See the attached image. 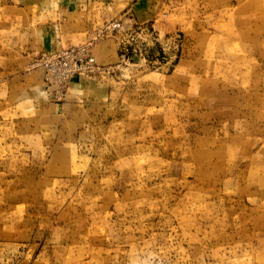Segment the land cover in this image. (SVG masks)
Segmentation results:
<instances>
[{"label":"rangeland","instance_id":"1","mask_svg":"<svg viewBox=\"0 0 264 264\" xmlns=\"http://www.w3.org/2000/svg\"><path fill=\"white\" fill-rule=\"evenodd\" d=\"M140 1L62 87L0 0V264H264V0Z\"/></svg>","mask_w":264,"mask_h":264},{"label":"crops","instance_id":"2","mask_svg":"<svg viewBox=\"0 0 264 264\" xmlns=\"http://www.w3.org/2000/svg\"><path fill=\"white\" fill-rule=\"evenodd\" d=\"M134 1L137 0H45L47 20L42 29L46 54L79 47L86 41L89 44L113 23L129 21L134 11H141L142 2ZM99 46L102 60L115 51L110 40ZM110 59L112 64L116 56Z\"/></svg>","mask_w":264,"mask_h":264},{"label":"built area","instance_id":"3","mask_svg":"<svg viewBox=\"0 0 264 264\" xmlns=\"http://www.w3.org/2000/svg\"><path fill=\"white\" fill-rule=\"evenodd\" d=\"M117 28L116 24L107 27L102 34L97 38H102V35L107 32H112ZM92 49V42L87 45L68 48L60 53L49 55L46 59V81L51 86L65 87L71 83L74 78L83 70L86 65V60L93 63L94 60L88 56Z\"/></svg>","mask_w":264,"mask_h":264}]
</instances>
